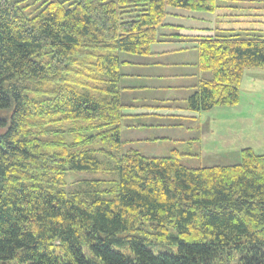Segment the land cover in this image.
Listing matches in <instances>:
<instances>
[{
  "label": "trees",
  "instance_id": "16d2710c",
  "mask_svg": "<svg viewBox=\"0 0 264 264\" xmlns=\"http://www.w3.org/2000/svg\"><path fill=\"white\" fill-rule=\"evenodd\" d=\"M239 1L0 0V264H264V154L193 168L180 158H196L183 152L195 141L148 158L121 139L160 130L129 118L236 106L244 72L264 68V28L225 14L213 36L181 37L164 19ZM169 44L208 75L186 98L125 115L122 54Z\"/></svg>",
  "mask_w": 264,
  "mask_h": 264
},
{
  "label": "rangeland",
  "instance_id": "374dc122",
  "mask_svg": "<svg viewBox=\"0 0 264 264\" xmlns=\"http://www.w3.org/2000/svg\"><path fill=\"white\" fill-rule=\"evenodd\" d=\"M239 1V0H236ZM234 0L229 2L234 3ZM240 5L234 9H219L213 13L192 12L186 10L167 9L170 14L164 19V24L172 25L179 28L181 33L192 34L197 33L199 36H213L216 27H223L224 18L219 16L225 14L234 15L233 21L237 24H231L235 29L246 28L248 23H257L264 28V0H240ZM243 9H239V8ZM239 9V10H238ZM233 11V13L231 12ZM219 25V26H218ZM168 33L167 31H162ZM203 34V35H202ZM192 53L188 57H184L185 53ZM170 54L166 61L172 60L177 67L168 70V76H175L173 84L184 87L183 92L177 90H158L157 96H167L171 100H179L186 98L191 92L199 79H205L208 75L200 72L195 65L190 66L191 62L197 61L195 51H188ZM196 55H195V54ZM122 59L128 60L134 57L140 61L149 57H137L122 54ZM156 62H162L161 55ZM162 64V63H159ZM180 64H184L181 65ZM194 66V67H193ZM177 76L180 78L175 79ZM187 86V89H185ZM238 102L234 107H216L209 112L200 115H192L194 119L182 120L181 116H189L191 114H176L177 117L167 119H126L122 124H157L163 126L164 130H142L140 128L128 129L123 128L121 131V139L126 142L132 141L130 147L136 150L142 156L165 157L171 148L178 145V142L192 140L195 141L192 148L185 149L183 152H196V158L187 159L180 158V163L188 167L201 168L213 165H233L239 162V153L243 149H249L256 155L264 154V68H253L246 70L239 84ZM128 95V101H133ZM125 98H122V101ZM140 97L136 98V102H141ZM163 110H157L159 116ZM175 115V113H174ZM177 123V124H176ZM181 124L178 127L176 125ZM162 138L158 143L139 142L140 138ZM200 137V138H199ZM179 140V141H178ZM177 141V143H176ZM157 142V141H156ZM167 143V144H166ZM182 143V142H181ZM180 143V144H181ZM158 144V145H157ZM179 144V145H180ZM182 146L178 147L180 149ZM88 175H78L74 177H66V181L87 178ZM61 250V249H60ZM85 251V249H84ZM59 253V252H58ZM62 255V253H60ZM63 257V256H62ZM64 258V257H63ZM62 258V260H63Z\"/></svg>",
  "mask_w": 264,
  "mask_h": 264
},
{
  "label": "crops",
  "instance_id": "0c3cea01",
  "mask_svg": "<svg viewBox=\"0 0 264 264\" xmlns=\"http://www.w3.org/2000/svg\"><path fill=\"white\" fill-rule=\"evenodd\" d=\"M183 31V30H182ZM182 31H178L177 34L181 37H197V33L192 34H182ZM203 35V34H202ZM166 42L169 41V39L165 40ZM174 45H157L152 47L151 53L153 54L149 58L142 59L140 61L136 60L134 57H129L128 60H126L127 64L122 67V98H125L123 102L125 105H128L129 108H126L124 110V114L127 116H133V115H142L144 113H147L146 110L137 109L138 105H151L154 104L156 100H160L161 102L159 104H163V102L168 103L166 101L171 100L170 97L167 96H160L158 97L157 91L158 90H177L178 92H183L185 90L181 89V86H175L173 84L174 80L173 77L175 76H168L169 74L168 70L179 66V64H175L172 60L166 61V59L170 56V54H175L174 52ZM188 52V51H187ZM179 53V52H178ZM195 54V53H194ZM161 55L162 62H156L157 58ZM189 55H192V53L188 52L183 54L184 57H188ZM196 55V54H195ZM194 56V55H192ZM162 63V64H159ZM197 61L191 62L189 64L190 66L195 65L196 67ZM184 65V64H180ZM194 67V66H193ZM180 78L177 76L175 79ZM187 88V86H185ZM132 94L133 101H128V95ZM140 97L142 99L141 102H136V98ZM157 103V102H156ZM162 116H170L174 115V109L167 110L162 109ZM190 116V115H189ZM188 116V117H189ZM147 118V117H146ZM148 119V118H147ZM162 119V118H159ZM147 125V124H144ZM151 125V124H148ZM142 130H155V128L152 129H146L141 128ZM161 130V125H160ZM156 138H140L139 142H145L148 144L151 143H158L159 142H149V140H156ZM132 142V141H131ZM157 144V145H158ZM167 144V143H166ZM132 145V144H130Z\"/></svg>",
  "mask_w": 264,
  "mask_h": 264
}]
</instances>
